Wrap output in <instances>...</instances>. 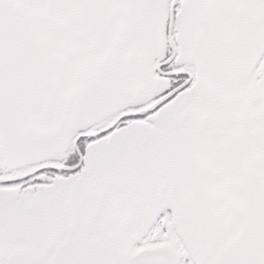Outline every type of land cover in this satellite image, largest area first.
Wrapping results in <instances>:
<instances>
[{"label": "snow or ice", "instance_id": "obj_1", "mask_svg": "<svg viewBox=\"0 0 264 264\" xmlns=\"http://www.w3.org/2000/svg\"><path fill=\"white\" fill-rule=\"evenodd\" d=\"M0 264H264V0H0Z\"/></svg>", "mask_w": 264, "mask_h": 264}]
</instances>
